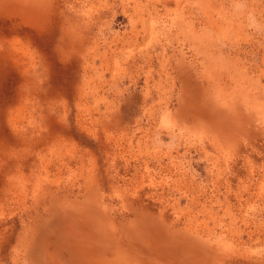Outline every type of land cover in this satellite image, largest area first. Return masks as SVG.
<instances>
[{
    "label": "rangeland",
    "instance_id": "374dc122",
    "mask_svg": "<svg viewBox=\"0 0 264 264\" xmlns=\"http://www.w3.org/2000/svg\"><path fill=\"white\" fill-rule=\"evenodd\" d=\"M0 264H264V0H0Z\"/></svg>",
    "mask_w": 264,
    "mask_h": 264
}]
</instances>
